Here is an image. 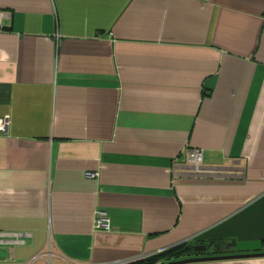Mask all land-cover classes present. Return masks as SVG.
<instances>
[{
    "label": "crops",
    "instance_id": "crops-1",
    "mask_svg": "<svg viewBox=\"0 0 264 264\" xmlns=\"http://www.w3.org/2000/svg\"><path fill=\"white\" fill-rule=\"evenodd\" d=\"M0 12V233L24 240L0 236V264H124L185 242L207 247L189 258L264 252V0Z\"/></svg>",
    "mask_w": 264,
    "mask_h": 264
},
{
    "label": "built area",
    "instance_id": "built-area-1",
    "mask_svg": "<svg viewBox=\"0 0 264 264\" xmlns=\"http://www.w3.org/2000/svg\"><path fill=\"white\" fill-rule=\"evenodd\" d=\"M5 16V14L0 12V28L2 24V18ZM7 124L8 121L7 119H1L0 120V131L1 132H6L7 131ZM187 160L188 164L192 167V169L195 172H201L203 171V153L200 150L197 149H191L188 151L187 154ZM87 177H95L97 176V173H92V172H87L86 173ZM96 227L100 229H105L109 230L111 228V221L110 218L108 217L107 213L103 210L98 212V216L96 218ZM0 236L2 237H7V236H14L16 242H24L22 239V234L21 233H0Z\"/></svg>",
    "mask_w": 264,
    "mask_h": 264
},
{
    "label": "trees",
    "instance_id": "trees-1",
    "mask_svg": "<svg viewBox=\"0 0 264 264\" xmlns=\"http://www.w3.org/2000/svg\"><path fill=\"white\" fill-rule=\"evenodd\" d=\"M212 244H215L219 247L217 253H223V245L225 244V241H214ZM195 244L185 242L181 243L175 246H172L170 248L164 249L162 251L156 252L154 254L148 255L146 257L137 259L135 261H132L130 263H124V264H165L168 261L172 260H181L189 258L190 256L194 254H199L194 249Z\"/></svg>",
    "mask_w": 264,
    "mask_h": 264
},
{
    "label": "water",
    "instance_id": "water-1",
    "mask_svg": "<svg viewBox=\"0 0 264 264\" xmlns=\"http://www.w3.org/2000/svg\"><path fill=\"white\" fill-rule=\"evenodd\" d=\"M196 251L205 250L207 247L203 244L195 245ZM256 256H264V252L261 253H245V254H236V255H218V256H205V257H192L181 260L169 261L165 264H187L191 262H199V261H208V260H218V259H233V258H246V257H256Z\"/></svg>",
    "mask_w": 264,
    "mask_h": 264
}]
</instances>
